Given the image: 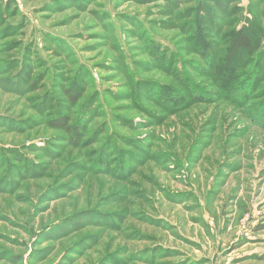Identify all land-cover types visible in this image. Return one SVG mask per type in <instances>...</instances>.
<instances>
[{
  "label": "rangeland",
  "instance_id": "374dc122",
  "mask_svg": "<svg viewBox=\"0 0 264 264\" xmlns=\"http://www.w3.org/2000/svg\"><path fill=\"white\" fill-rule=\"evenodd\" d=\"M262 226L264 0H0V264H264Z\"/></svg>",
  "mask_w": 264,
  "mask_h": 264
},
{
  "label": "trees",
  "instance_id": "16d2710c",
  "mask_svg": "<svg viewBox=\"0 0 264 264\" xmlns=\"http://www.w3.org/2000/svg\"><path fill=\"white\" fill-rule=\"evenodd\" d=\"M28 2H34L36 0H25ZM261 1V0H259ZM258 5L256 2V5L253 4V7H250L251 10H257ZM203 11L202 9H199L196 11L197 13H201ZM1 13H4V9L1 10ZM260 11H253L254 21L257 22V20L261 21L263 16ZM260 24V22H258ZM226 38L229 39V42L227 41L226 48L224 51L225 58H224V64L218 69L216 73H221L226 75V85H229V83L234 79V75L236 73V62H238L240 56L247 51H252L254 49V38L250 31L247 29H243L240 31H232L226 34ZM230 81V82H229ZM232 83V82H231ZM222 85V84H221ZM69 91V90H68ZM67 91V92H68ZM70 97L71 103H76L80 97L81 93L74 92L73 90L68 92ZM50 125L52 127H55L57 129H63L64 131L68 132L71 135H80V127L78 125H72L70 124V120L68 116L62 115L59 118H55V120H52ZM264 226L260 228L262 230Z\"/></svg>",
  "mask_w": 264,
  "mask_h": 264
}]
</instances>
